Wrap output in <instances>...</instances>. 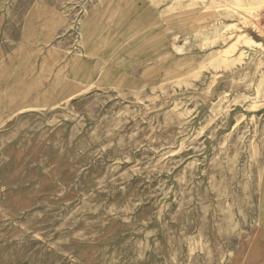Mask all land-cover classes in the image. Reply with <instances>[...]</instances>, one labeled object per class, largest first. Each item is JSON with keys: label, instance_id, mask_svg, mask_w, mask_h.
<instances>
[{"label": "rangeland", "instance_id": "374dc122", "mask_svg": "<svg viewBox=\"0 0 264 264\" xmlns=\"http://www.w3.org/2000/svg\"><path fill=\"white\" fill-rule=\"evenodd\" d=\"M0 16V264H264V0Z\"/></svg>", "mask_w": 264, "mask_h": 264}, {"label": "crops", "instance_id": "0c3cea01", "mask_svg": "<svg viewBox=\"0 0 264 264\" xmlns=\"http://www.w3.org/2000/svg\"><path fill=\"white\" fill-rule=\"evenodd\" d=\"M0 1H3V0H0ZM34 11L32 13L28 14L29 24L26 27V29H28L29 35H30V32L33 33L34 45H33L32 51L36 52V48H35L36 25L33 22V20L36 19V13ZM2 20H4V18L2 16H0V64L4 65V67H5V70L3 73L5 75L9 72H12L19 65L18 53L24 44H20V42H19L20 37H21L20 33L16 36H14V35L10 36L8 33L5 32L6 28L3 27V21ZM23 40H24V38H23ZM29 61H30V58H29ZM32 63H33V76H35V74H36L35 68H36V64H37V59H36L35 55H33V57H32ZM28 75L30 76V73H28ZM23 81L26 82V78H24ZM28 82H30V81H28ZM32 97H35V90L32 93ZM260 210H261V208H260ZM262 211H264V198L262 200ZM259 221H260V224L262 226H264V214L262 215L261 218H259Z\"/></svg>", "mask_w": 264, "mask_h": 264}]
</instances>
